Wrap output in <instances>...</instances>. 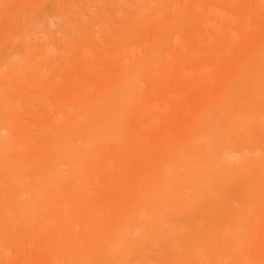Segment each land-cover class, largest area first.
<instances>
[{
  "label": "rangeland",
  "instance_id": "374dc122",
  "mask_svg": "<svg viewBox=\"0 0 264 264\" xmlns=\"http://www.w3.org/2000/svg\"><path fill=\"white\" fill-rule=\"evenodd\" d=\"M262 226L264 0H0V264H264Z\"/></svg>",
  "mask_w": 264,
  "mask_h": 264
},
{
  "label": "bare ground",
  "instance_id": "6f19581e",
  "mask_svg": "<svg viewBox=\"0 0 264 264\" xmlns=\"http://www.w3.org/2000/svg\"><path fill=\"white\" fill-rule=\"evenodd\" d=\"M236 208L239 211V209L241 210L243 208V206L238 205ZM236 208L234 207L233 211H235ZM262 227H264V226H262ZM231 229L234 230V232H223V233L231 236V238H230L231 241H228V245H230V252L232 254H234L235 252L240 251V249H241L240 243L241 242H238V241L239 240L241 241V239L244 240L245 235L242 233L243 230L241 231L239 227H234V228L231 227ZM254 236H255V238L258 237L259 240H255V239L251 238V239H249V241L247 240V245L245 246L247 248L246 249V255L248 257H250V254H251L250 251L254 252L253 253L254 256L251 255V257H250L251 259L256 258L258 252L264 253V229L259 231L257 234L255 233ZM198 245L204 246L205 248L209 247L208 250L211 249V246H207V244L202 245V243H200ZM192 248H193V246H192ZM192 248H191L192 253H194V255L197 254L196 256H198V250H197L198 248L196 249V245L194 246L193 249Z\"/></svg>",
  "mask_w": 264,
  "mask_h": 264
}]
</instances>
